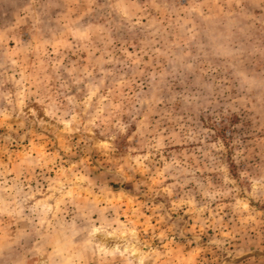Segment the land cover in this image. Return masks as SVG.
I'll return each instance as SVG.
<instances>
[{"label": "clouds", "instance_id": "1", "mask_svg": "<svg viewBox=\"0 0 264 264\" xmlns=\"http://www.w3.org/2000/svg\"><path fill=\"white\" fill-rule=\"evenodd\" d=\"M98 8L103 23L92 15ZM8 31L0 35V104L12 112L0 107V115L37 103L60 131L80 134L83 157L61 160L54 176L27 147L0 158V264H94L101 237L110 241L108 264H189L199 229L219 231L221 213L242 230L264 224V149L229 158L231 146L213 131L221 116L239 113L237 101L225 107L221 98L264 90V0H30ZM128 47L156 67L144 76L147 91L115 86L130 67ZM90 49L80 71L62 63ZM178 77L182 90L173 93L167 85ZM172 144L189 147L165 159ZM166 178L174 183L164 186ZM109 183L146 200L175 193L149 240L130 217L104 214L92 189ZM181 207L195 225L169 228Z\"/></svg>", "mask_w": 264, "mask_h": 264}, {"label": "rangeland", "instance_id": "2", "mask_svg": "<svg viewBox=\"0 0 264 264\" xmlns=\"http://www.w3.org/2000/svg\"><path fill=\"white\" fill-rule=\"evenodd\" d=\"M106 2L107 0H99L100 4ZM29 4L30 0H0V35H9L8 30H12L14 26L24 21ZM92 15L97 19V23H103V19L99 18L101 15L99 8L97 13ZM28 25H31L30 20H28ZM12 46L10 43L9 48ZM89 51L91 49L80 53H69L62 58V63L68 64L74 73L78 72L82 67L88 66ZM99 55V52H95V56ZM117 55L121 54L117 53ZM127 57L130 67L124 68L120 73L122 79L116 80L115 86L121 91H127L128 88L136 90L143 88L147 91L144 85V76L146 73L151 75L156 71V67L150 62L148 56L140 53L139 48L128 47ZM160 63L163 61L160 60ZM182 79L183 77H178L176 80H170L167 87H171L173 93L181 91ZM106 83L108 82L106 81ZM167 87H165L164 94L170 97L171 94L167 92ZM231 96L232 99L221 98L220 103L227 107L233 100L237 101L235 106L239 108V113H234L231 117L221 116L222 129H213V131L216 132L226 150L231 146L230 151L226 153L229 158L237 151H241L245 155L252 152L255 156L264 149V90L256 91L250 95H238L233 90ZM0 107L12 112V106L8 105L6 101L0 104ZM219 111L223 113L224 108ZM133 130H135V126H133ZM236 141H239V144ZM76 145L82 146L80 134L60 131L56 126V121L45 116L37 103H28L23 109V113L17 111L9 115H0V158L5 163L8 162V154L19 153L27 147L33 154L45 158L47 167L52 170L51 175L54 176L61 160L67 161L71 155L73 162L76 163L83 157V153ZM188 147L184 144L166 145L162 154L165 159H169L171 154L180 153ZM156 159L159 161L156 167L162 168L163 161L160 156H157ZM256 160L258 162V156H256ZM212 179L213 183H223L215 176ZM162 183L164 186H168L174 181L171 178H166ZM92 191L106 216L110 218L120 215L121 221L130 217L136 223L137 229L143 230L141 235L145 240L151 238L153 228L156 227L158 220L163 223L167 219L163 215L161 206L170 208L172 200L175 199V193H173L171 197L156 195L151 200H146L144 197L138 196L135 189L131 192L127 189L121 191L112 183L97 184ZM217 203L213 202L211 207L215 209ZM224 203L227 204L228 201L225 200ZM224 211L226 213L228 209L225 208ZM134 212L135 216L132 215ZM257 212L264 214V205L258 207ZM169 215L171 216L169 228L172 227V222L178 223L181 227L185 222L190 226L195 225V221L191 219L192 214L187 211L186 207L170 212ZM207 215L208 213H205V217ZM221 216L224 226L219 231L212 228L199 229L202 243L200 246L195 243L190 246L189 264H264V224L242 230V226L238 222H233L230 215L221 213ZM165 235L167 233L163 230L157 232L159 239ZM159 239L152 242L158 244ZM175 239L182 238L177 236ZM97 243L100 248L94 264H108L110 249L105 247V244L110 241L101 237Z\"/></svg>", "mask_w": 264, "mask_h": 264}]
</instances>
